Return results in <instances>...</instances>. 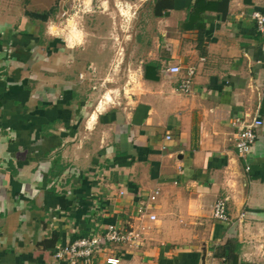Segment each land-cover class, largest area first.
<instances>
[{"label": "crops", "instance_id": "obj_1", "mask_svg": "<svg viewBox=\"0 0 264 264\" xmlns=\"http://www.w3.org/2000/svg\"><path fill=\"white\" fill-rule=\"evenodd\" d=\"M39 1L0 0V264H56L60 247L130 220L144 244L95 264H264V0H142L137 86L94 110L85 33L75 20L52 33L56 0ZM246 116L262 126L244 161L232 120ZM156 189L157 220L139 221V193Z\"/></svg>", "mask_w": 264, "mask_h": 264}, {"label": "rangeland", "instance_id": "obj_2", "mask_svg": "<svg viewBox=\"0 0 264 264\" xmlns=\"http://www.w3.org/2000/svg\"><path fill=\"white\" fill-rule=\"evenodd\" d=\"M42 3L43 6H49L47 1ZM143 3L142 0L55 1L56 13L45 26L54 34L63 32L60 35L64 39L72 36L69 21L75 20L76 28L85 33V45L87 51L91 52V55L90 52L87 54V61L90 57L92 60L88 65L92 63L95 68L88 81L92 87H98L93 91L92 110L105 101L106 94L124 98L137 86L138 53L135 37L139 12L145 9ZM61 46L66 48L64 41Z\"/></svg>", "mask_w": 264, "mask_h": 264}, {"label": "built area", "instance_id": "obj_3", "mask_svg": "<svg viewBox=\"0 0 264 264\" xmlns=\"http://www.w3.org/2000/svg\"><path fill=\"white\" fill-rule=\"evenodd\" d=\"M252 18L255 22L258 32L264 35V13L254 12ZM171 74H180L181 67L171 66L167 69ZM195 75V68L188 69V76L181 85L180 91L189 94L192 89ZM232 125L237 129L236 148L239 158L247 161L250 157L253 147L258 139V129L262 126V121L258 117L246 116L244 118H235ZM171 140V136H167ZM249 170V167H247ZM160 190L156 189L149 193H139L138 206L136 207L135 217L139 221L148 219L156 221L157 216L151 213V205L157 200ZM228 199L217 201L214 206V219L221 222L230 220L228 214ZM99 228V227H98ZM91 231L89 237L76 239L67 245L60 247L54 254L56 264H95L97 256L112 253L116 248L125 247L130 250L140 248L146 239L145 233L139 227L130 222L127 224H110L103 231ZM115 245V247H112ZM121 259L116 256H108L106 264H119Z\"/></svg>", "mask_w": 264, "mask_h": 264}, {"label": "trees", "instance_id": "obj_4", "mask_svg": "<svg viewBox=\"0 0 264 264\" xmlns=\"http://www.w3.org/2000/svg\"><path fill=\"white\" fill-rule=\"evenodd\" d=\"M52 11H49V12H44V13H27V15L33 19V20H41L43 22L47 21L48 20V17L50 14H52Z\"/></svg>", "mask_w": 264, "mask_h": 264}, {"label": "bare ground", "instance_id": "obj_5", "mask_svg": "<svg viewBox=\"0 0 264 264\" xmlns=\"http://www.w3.org/2000/svg\"><path fill=\"white\" fill-rule=\"evenodd\" d=\"M106 100L110 99V94H106V97H104ZM101 105V104H100Z\"/></svg>", "mask_w": 264, "mask_h": 264}]
</instances>
